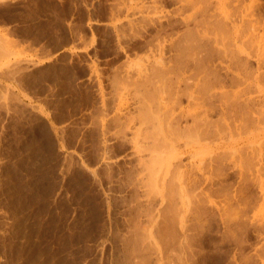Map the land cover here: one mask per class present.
I'll use <instances>...</instances> for the list:
<instances>
[{
    "label": "rangeland",
    "instance_id": "1",
    "mask_svg": "<svg viewBox=\"0 0 264 264\" xmlns=\"http://www.w3.org/2000/svg\"><path fill=\"white\" fill-rule=\"evenodd\" d=\"M204 5L188 25L183 0H0V264H264V114L215 103L207 134L140 121L143 97L174 105L177 85L142 82L161 38L199 41L212 12L264 44V0ZM262 77L248 92L264 109Z\"/></svg>",
    "mask_w": 264,
    "mask_h": 264
},
{
    "label": "bare ground",
    "instance_id": "2",
    "mask_svg": "<svg viewBox=\"0 0 264 264\" xmlns=\"http://www.w3.org/2000/svg\"><path fill=\"white\" fill-rule=\"evenodd\" d=\"M207 1H205V0H203V1L202 0L201 1L200 0H183V7H190V8H192V10L194 9V13H190L189 15L184 17V21L186 22V24L189 25V23L191 21L195 20V16H197V15H195V11L198 12V10L201 9L203 12L202 7L205 6L204 5L205 2L207 5ZM199 3H201V4H199ZM207 9L205 8L204 12H206ZM211 13L209 12L210 17H209V15H207V17L210 19L212 18L211 21H213V19L218 17V15L217 14L215 15L212 13V17H211ZM204 14H202L201 16H203ZM203 17H205V16H203ZM203 17H200V18H203ZM207 17H205V18H207ZM205 18H203V20ZM218 19H219V17H218ZM203 20L198 21L201 23L205 22V26H203L204 23L203 24L199 23L200 26L203 27L202 28L199 26V28L203 29V32L200 29H199L200 31L196 30L198 27L196 25H195L196 27L194 26L195 31H197V32L199 31L201 33L199 35H202L204 33L202 36L203 38L199 39V41L196 38V36H194V34H196V33H194V30H193V32H188L187 35L182 34L181 36H178L177 38L170 37V39L161 38L160 41H157L158 43H155V44H157V47H155L154 49L157 50L158 57L156 55H153L155 53L152 54L153 56H151V59L154 56H156V57H154L155 59H153L151 62L152 64H150L151 65L150 73L145 75V78H144V80H142V82L145 83V85L148 87L147 88L148 91L151 90V93L154 90H155L154 92H156V90L157 91L158 90L159 91L160 90H166V89L168 90L171 87L174 88L176 85H177L178 89H176L177 88L176 87L174 89V90H176L175 92H174V90H173V92L171 90L172 95H170L168 98V99L172 98V100L174 102V105L172 107H167V105H164L163 100H160L157 102V104H155V97L153 95H151V96L154 98L143 97V99L141 100V108L139 111V112L142 111L141 112L142 114L139 113V116L142 115L143 119L141 117V120H140V118L138 117L142 123H145V122L161 123L164 121L168 125V127H170L171 129H174V130H177L176 128H178V129L182 128L183 130L186 129V130H189L190 132H191V130H195L194 132H197L200 134H205V133L207 134L208 132L212 131V129H211L212 122L208 119V114L210 111H211V113L213 111H215V108L217 106H220V108H221L220 109L221 110V116L223 119H228L229 117L234 118V117L240 115L241 118H243V120H245V121H247V120L252 121L250 118H253V121L254 120L256 121V120L261 119L262 115L264 114V109L261 108L262 105H260V107H259L260 102L257 101L258 99L253 98L251 95H249V92H248V91H250L249 87L253 83L252 81H257V84H258L259 79L264 75V73H263L264 71L262 73L260 71V69L262 68L261 67L262 64H264V47H263L264 44L262 45V43H260L261 42V40L259 39L260 34L257 36V38H255L256 36L255 37L253 35H252L253 37L251 36V41H252V38H255V44H254V42L249 44V45H251V47L249 46V48H250V51H249L248 43H247V42H249L248 39H247V42L245 39L243 40V42L245 41L244 42L245 44L247 43L245 46L241 45L242 46L241 47L240 45H238L239 44L238 42H240V40H242V37H241L242 33H240L242 30L240 31V27L238 25H236L234 23L235 25L232 24L231 25L232 27L229 26L230 27L229 28L228 24H227L228 22L223 23L221 20L216 22L217 18H216V20H214L213 24H212V22H209V19H205V21H203ZM206 21H207V23H206ZM196 22H197V19H196ZM215 22H216V24L214 25ZM208 23L211 24L212 27ZM236 23H237V21H236ZM204 27H206V29H204ZM211 29L215 33H213L211 31ZM232 29H233V33H234L233 38L235 37V39H234L235 41L233 43H231V41H233V39L231 38L232 39L231 40L230 38H228L227 40L225 39V42L223 43L222 41H224L223 38L225 35H227V37L228 36L232 37L230 35V31L232 32ZM255 29L256 28L254 27L253 30H255ZM261 29L263 30V32H261L262 33L261 37H263L264 25L262 26ZM190 31H192V30H190ZM227 32H229V33H227ZM258 32H260V31H258ZM206 33L212 34V37H211V35H207ZM220 33H222L221 35L223 36V38L221 37V39L219 38L220 36H218V34H220ZM223 33L224 34L227 33V34L223 35ZM164 38H165V36H164ZM195 38L197 39V42H198V43L196 42L197 45L195 44V40H196ZM226 41H228L229 45H231V46H232V44H234V46L237 50L229 48L230 46L227 47L228 44ZM208 43L209 44L214 43V45L216 44L218 46L217 47L215 45V48L218 49L217 52H212L208 47ZM214 45H213V47H214ZM221 46H222V48H221ZM213 47H210V48H213ZM245 47L248 48V51H246L247 48H245ZM243 48H245V49H243ZM252 48L255 50H253ZM195 49L198 52H195ZM212 50H214V49H212ZM167 52H169V53L171 52L172 54L174 53L173 54L174 56L170 57L169 60L165 61L164 60V54ZM195 53H196V56H195ZM251 58H254V60L256 61L257 70L250 69V66L248 65V60H250ZM149 59H150V57H149ZM215 59L217 61H219L220 64H222L220 66L221 70L219 68H217V66L215 64ZM148 69H150V68H148ZM222 70H224V72L227 73V75L232 74L230 77H228L230 79L227 80V78H226L227 76L226 77L224 76L225 78L221 76ZM252 71H254V72H252ZM179 74H181V75L179 76ZM174 77H177L175 81H174V79H175ZM250 79H252L251 82H250ZM188 80H191V83L193 82V85H194L195 80H196L195 82H197V83L201 82V83H198L199 84V90H197V92H196L197 94H195V89L193 91H190L188 94L183 93V88L181 90L180 85H182V84L188 85V83L190 82V81L188 82ZM135 82H137V80ZM182 82H184V83H182ZM248 82H250V83H248ZM191 83H190V85H192ZM253 84H255V83H253ZM234 85H237L236 87H238L239 85L240 86L245 85V87H243V86H242L243 88L240 87L241 90H238L236 92L229 91L230 87H228V86H234ZM190 89L191 88H189V90ZM236 90H237V88H236ZM186 91H187V89H186ZM183 94L184 95L186 94L185 96L188 97V99H189L188 105L189 106L192 104H195L196 103L195 101H200L201 104L205 105V106L207 104L208 107L206 106V108H205L206 113H204L202 116L201 115L202 113H200L198 111H195V113L188 112L189 110H186L185 107L182 106L183 104L181 103L182 102L181 98H182ZM151 98L153 99V103H152ZM197 103H199V102H197ZM215 103H218V105L216 106ZM168 104H169V102H168ZM190 115H192L193 121L195 122L194 127L189 126V125H185V126L183 125V127H182V119L185 117H188ZM194 115H195V117H194ZM241 118H239V119H241ZM239 119L237 118L238 121H239ZM233 120H235V118ZM240 121H242V119ZM240 123L242 124V122H240ZM245 124H246V122H245ZM208 179H209L208 177H205L206 181Z\"/></svg>",
    "mask_w": 264,
    "mask_h": 264
}]
</instances>
